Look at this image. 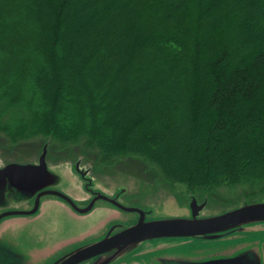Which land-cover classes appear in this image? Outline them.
I'll return each mask as SVG.
<instances>
[{"label": "trees", "instance_id": "obj_1", "mask_svg": "<svg viewBox=\"0 0 264 264\" xmlns=\"http://www.w3.org/2000/svg\"><path fill=\"white\" fill-rule=\"evenodd\" d=\"M0 133L264 197V0H0Z\"/></svg>", "mask_w": 264, "mask_h": 264}, {"label": "flooded vegetation", "instance_id": "obj_2", "mask_svg": "<svg viewBox=\"0 0 264 264\" xmlns=\"http://www.w3.org/2000/svg\"><path fill=\"white\" fill-rule=\"evenodd\" d=\"M59 152H63L60 151ZM47 158H51L49 153L47 152L46 154ZM49 155V156H48ZM81 155H75L74 159V171L80 176L81 178V185H77L74 181L71 180L72 176L68 177L66 172L59 171V166L62 165L64 162V158L56 157V159H53V164L54 168L53 171L57 173V178L52 182H49V185L46 186L45 188H42L41 190L35 192L31 197H26L23 195L24 193L22 192H17L15 190L7 191L5 195L0 197V214L6 210H15V211H27L32 209L35 206V201L37 194L41 191L44 190H54L57 191L64 196H66L78 209H84L86 208L91 201L100 195L107 196L108 198L114 199L116 202L124 205V206H129V207H138L141 208L145 211V220L150 221L154 219H160V218H169L172 216H161V217H148L150 214V210L145 209L147 207V204H143L139 197L136 194H131L126 193L125 189L122 188L119 190L117 193H109L107 190H103L98 188L96 186V180L98 177L94 175V173H103L107 171L110 172V168L108 167H103L101 166V163L98 161H95L91 159L89 161V165H84L81 161V159L84 160L85 157H82L81 159H78V157ZM4 165V164H3ZM70 165V164H68ZM2 166V165H1ZM0 166V167H1ZM58 169V170H57ZM70 169V168H68ZM70 171H72L70 169ZM101 171V172H100ZM107 171V172H108ZM105 174V173H103ZM109 174V173H107ZM154 180V179H153ZM83 181V182H82ZM159 183V184H156ZM153 185L155 186V189L162 186L165 189L163 191H167L169 194H171V190L161 184L162 182H157L154 180ZM159 191V190H158ZM17 192V193H16ZM173 194V193H172ZM199 195V194H198ZM174 199H176L177 194L174 195ZM190 196V201L191 198L194 197L197 200V203H203V202H208V200L212 201V198L210 196L205 197L203 199L199 198L196 195H189ZM183 199V197H181ZM24 200V203L21 201ZM16 202L15 208L9 209L6 208L9 207L7 203L10 202ZM177 202V200H175ZM99 202L106 203L110 206H103V205H97ZM249 202H255V201H249ZM249 202H243L244 203H249ZM184 203V202H182ZM7 204V205H6ZM188 203V214L185 216H180V217H190L191 211L189 208ZM17 206V207H16ZM5 209V210H4ZM62 211V212H61ZM95 211L97 213H101L103 219L100 220L96 225L93 226L92 232L90 233L89 230L86 229V231L80 235L76 236L72 232H67V236L65 237H56V230L57 228V222L56 219L58 217V213H68L72 215L74 218H86L87 216L92 215ZM57 212V213H55ZM223 212V211H222ZM218 214V213H217ZM27 217V218H38L39 222L33 221V232L35 234H38L35 238L36 241L35 243H29L25 247H21L19 244V247H15V245H8L6 246L5 244L0 245V249H2L5 252L9 253V260L13 261V257H17L22 264L26 262H31L38 261V264H54L55 262L57 263H63L66 259V257H70L77 248L82 247L84 245L91 244L93 242H96L98 240L103 239L107 235H114L124 229H126L129 226H132L137 223L140 215L137 212H129V211H124L117 206L111 204L110 202L98 199L96 200L92 207L88 211H80L75 209L68 201L65 199L53 195V194H45L39 197L38 199V206L36 211L33 214L25 215V214H13L9 215V217ZM206 216H211V215H198L199 218L201 217H206ZM55 218V219H52ZM21 218H18V221ZM3 219L0 220L2 223ZM34 220V219H33ZM16 222V219L12 221V223H9V225L13 224H22L25 223V219L22 218L21 222ZM111 221V222H110ZM0 223V224H1ZM32 224V223H30ZM7 225V223H6ZM10 225V227H11ZM12 225V226H13ZM37 225L40 226V229H36ZM103 228V229H102ZM242 228H248L246 231H240ZM239 229V230H237ZM12 231V230H11ZM99 231V234H98ZM250 233L252 235H246L248 236H254L251 241L245 242L241 241L239 242V237H236V233ZM96 234V237L91 238L89 237V234ZM259 236H264V222H257V223H251L247 225H243L241 227H237L234 229H231L229 231L220 233V236L214 239H220L223 241L222 244L219 245V247L225 248L228 245L235 246V250L231 253L228 254H215L212 256H207L203 257L200 259H191V260H186L180 262V264H194L195 262H200V261H206V260H211V259H217V258H226V257H236L237 259L234 260L231 264H264V242H256L259 239L257 237ZM244 237V236H242ZM172 238H183V237H172ZM190 238V237H188ZM197 240H209L205 239L203 237H194ZM162 238H157V239H151V240H146L140 243V246L149 243V244H154V248L156 250V247L159 248L160 246V251L153 253L155 251H147L148 253H140L136 254L137 251L139 250V247L137 246L135 249L132 247H124L121 248L120 251H117V249H111L107 250L105 252H102L100 254H97L96 256H93L91 258H88L80 263L77 264H99L103 262L104 260H107L109 258H114L111 260V263L116 261L113 264H177V262H170L164 259H161L163 253H170L168 249L170 246L171 242H165L162 240H158ZM243 239V238H242ZM183 241V240H181ZM238 243H240L242 246L237 247ZM242 243H247V244H242ZM7 248V249H6ZM234 248V247H232ZM133 249L132 251H129ZM36 252H40V257L36 260L33 258V256L36 254ZM128 252V253H127ZM177 253V252H175ZM212 254V253H209ZM184 255V254H182ZM130 256H133V258H129ZM186 256V255H184ZM205 256V255H204ZM190 257V256H187ZM129 258V259H128ZM198 258V257H194ZM14 263V262H13ZM12 263V264H13ZM15 262L14 264H16ZM10 264V262H9Z\"/></svg>", "mask_w": 264, "mask_h": 264}, {"label": "rangeland", "instance_id": "obj_3", "mask_svg": "<svg viewBox=\"0 0 264 264\" xmlns=\"http://www.w3.org/2000/svg\"><path fill=\"white\" fill-rule=\"evenodd\" d=\"M139 37V36H137ZM136 37V38H137ZM136 42H140V39H136ZM140 57V56H139ZM140 59V58H139ZM160 59L155 56L151 57L149 59V66L147 68L148 73L151 74L153 71L154 65L159 61ZM140 60H137V63H139ZM135 63V62H133ZM145 63H148L145 61ZM156 66V65H155ZM164 71H161V73ZM122 80V79H121ZM123 82V81H122ZM107 82L105 81L102 85L103 87L108 86ZM102 86H99V89L97 88V91L101 92L103 89ZM113 99L116 97V94L112 92ZM120 103H123V99H117ZM111 108H113L111 106ZM115 108V107H114ZM167 120V118H166ZM165 121V119H164ZM108 126L105 125V128ZM49 141L48 139H44L42 137H36L29 140H19L16 142H12L9 140V137L4 136L2 133H0V166L8 163V162H19V163H28V162H36L38 159L39 154L42 151L43 146L45 143ZM63 151V152H59ZM47 152L51 156V158L46 157L47 162V168L48 171L51 172V174H55L57 178V171L54 172V162L56 157H62L64 158V162L61 166H59V171L66 172L68 177L72 176L71 180L74 181L77 185H81V178L80 176L74 171V159L75 155H81L78 157V159H81L82 157H85L84 160L81 159L82 163L86 166L89 165V161L91 159L97 161L96 156V150L93 147V145L87 141H82L76 144H68V145H60L57 143H51L48 142L47 144ZM48 155V156H49ZM47 156V155H46ZM70 164V165H68ZM104 165V166H103ZM101 166L110 168V172L107 171L103 173H94L95 176L98 178V182L96 181V186L100 189L103 188V190H107L109 193H117L122 188L125 189V192L131 194H136L140 201L143 204H147V207L145 209L150 210V214L148 217H161V216H172V217H180L185 216L188 214V203H190V196L189 195H196L203 199L205 197V194H200L203 192L194 191L191 189L186 188L185 186H180L178 184L169 185V181L162 180L161 178V184L168 187L171 190V194H169L167 191H163L165 189L164 187L160 186L155 189V186L153 183L155 182V178H158L157 175H149L147 173V165L143 162H139L138 158L135 157H119L117 160H115L114 163H105L101 162ZM70 168L72 171H70ZM58 170V169H57ZM101 172V171H100ZM109 173V174H107ZM154 179V180H153ZM51 179H49V182ZM154 181V182H153ZM48 182V185H49ZM83 182V181H82ZM156 183V182H155ZM159 184V183H156ZM47 185V186H48ZM46 187V186H45ZM44 187V188H45ZM159 190V191H158ZM195 192V193H194ZM174 195L176 196V199H174ZM199 194V195H198ZM212 196V201L208 200L206 202L205 207L200 211V215H214L217 213H220L222 211L235 208L239 205H242L243 202H249V200L241 199L243 196V191L240 192V190H237L236 193L230 194L227 190H219L214 191L213 193L209 194ZM208 195V196H209ZM206 195V197H208ZM26 197H29L26 195ZM183 197V199H181ZM177 200V202L175 201ZM239 200V201H238ZM260 201L264 200V197L253 199L252 201ZM238 201V202H237ZM24 203V200L21 201ZM184 202V203H182ZM231 203L230 205H228ZM9 207L6 206V208L12 209L15 208L16 202L12 201L10 203H7ZM6 204V205H7ZM97 205H103L107 206L108 204L99 202ZM112 207L111 205H108ZM17 207V206H16ZM5 210V209H4ZM7 211V210H6ZM62 212V211H61ZM57 213V212H55ZM18 218H21L18 221ZM22 218L25 219V223L22 224H15V225H9V223H12L13 220L16 219V222H21ZM34 219V220H33ZM27 218V217H4L3 222L0 224V243L8 245H15V247L20 246L23 248L29 243H32L36 241V236L38 234H35L33 232V221L39 222L38 218ZM55 219V218H52ZM102 214L97 213L95 211L92 215L87 216L85 219L81 218H74L72 215L66 213H58V217L56 219L57 222V230H56V237H65L67 236V232H72L76 236L82 235L86 229L89 230V232H92L93 226L96 225L100 220H102ZM111 222V221H110ZM7 225L5 226V224ZM32 223V224H30ZM3 226V227H2ZM36 229H40V226L37 225ZM103 229V228H102ZM12 230V231H11ZM248 228H242L240 231H246ZM96 234H89V237L91 238L96 237ZM99 234V231H98ZM246 235H252L250 233H236V237H239V242L245 241L249 242L254 236H248ZM244 236V237H242ZM243 238V239H242ZM259 240L256 241L258 243L264 242V236L257 237ZM165 242H171L170 247L166 248L170 253H163L162 258L164 260L170 261V262H177V264H180V262L191 259H200L207 256H212L215 254H228L235 250V246L228 245L225 248L219 247L220 244L223 243L220 239H209V240H197L195 238H162L158 239ZM183 240V241H181ZM154 244L145 243L140 246L139 244V250L136 254L140 253H148L147 251H155L153 253H156L160 251L159 248L156 247V250L154 248ZM247 244V243H242ZM242 245L238 243L237 247H241ZM137 247V246H136ZM134 247L133 249H135ZM234 247V248H232ZM7 249V248H6ZM133 249L129 250L132 251ZM2 252V249H0ZM5 252V251H4ZM177 252V253H175ZM6 253V252H5ZM128 253V252H127ZM212 253V254H209ZM186 256H184V255ZM205 255V256H204ZM190 256V257H187ZM40 257V252H36V254L33 256L36 260ZM198 257V258H194ZM200 257V258H199ZM129 258H133V256H130ZM128 258V259H129ZM10 264H12L15 261L9 260ZM9 262H3V264H9ZM114 261L113 263H115ZM30 263V262H29ZM26 262L25 264H29ZM38 261L31 262V264H38ZM111 263V264H113ZM14 264V263H13ZM16 264H22L20 260ZM24 264V263H23ZM127 264V262H126Z\"/></svg>", "mask_w": 264, "mask_h": 264}, {"label": "water", "instance_id": "obj_4", "mask_svg": "<svg viewBox=\"0 0 264 264\" xmlns=\"http://www.w3.org/2000/svg\"><path fill=\"white\" fill-rule=\"evenodd\" d=\"M47 144L48 142L43 146L36 162H8L0 167V197L4 196L7 191L14 192L12 190L18 193L22 192L24 193L23 195L31 197L35 192L47 186L49 179L52 182L56 179V175L51 174L47 168ZM45 194L59 196L68 201L75 209L83 212L88 211L96 200L101 199L124 211L137 212L140 215L136 224L114 235H107L101 240L79 247L70 257L67 256L63 263L55 262L54 264H77L107 250L117 249V251H120L121 248L127 246L134 248L143 241L157 238L203 237L205 239H214L220 236V233L231 229L251 223L264 222V200L244 203L218 214L199 218L198 215L205 207L206 202L199 204L192 197L189 204L190 217H169L147 221L145 220V211L143 209L124 206L104 195L99 194L86 208L78 209L66 196L54 190L50 191V189L37 194L35 206L32 209L27 211H4L0 214V220L13 214H33L37 209L39 197ZM236 257L217 258L195 262L194 264H231L237 259ZM112 259L109 258L99 264H109ZM18 260L17 257H13V261L18 262ZM3 262H9V253H5L3 250L1 252L0 250V264H3Z\"/></svg>", "mask_w": 264, "mask_h": 264}]
</instances>
